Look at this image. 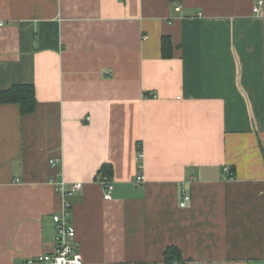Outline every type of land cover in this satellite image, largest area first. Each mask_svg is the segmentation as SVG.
Instances as JSON below:
<instances>
[{
    "label": "crops",
    "instance_id": "0c3cea01",
    "mask_svg": "<svg viewBox=\"0 0 264 264\" xmlns=\"http://www.w3.org/2000/svg\"><path fill=\"white\" fill-rule=\"evenodd\" d=\"M258 1L0 0V86L36 89L0 103V264L55 252L61 181L84 264H264Z\"/></svg>",
    "mask_w": 264,
    "mask_h": 264
},
{
    "label": "built area",
    "instance_id": "2783aa9c",
    "mask_svg": "<svg viewBox=\"0 0 264 264\" xmlns=\"http://www.w3.org/2000/svg\"><path fill=\"white\" fill-rule=\"evenodd\" d=\"M263 9V1H258L253 12L260 13ZM230 167H226L225 171L230 174ZM138 180L144 179L143 175H138ZM83 188L82 182L73 183L70 187L66 186L64 181L59 182V193L64 198V207L61 211L53 215L56 224V250L52 254L40 255L31 259L27 264H84L81 253L77 250L76 229L71 220V198L76 192ZM114 184L109 180L104 182V198L111 199ZM190 195L184 194L181 206H187Z\"/></svg>",
    "mask_w": 264,
    "mask_h": 264
},
{
    "label": "trees",
    "instance_id": "16d2710c",
    "mask_svg": "<svg viewBox=\"0 0 264 264\" xmlns=\"http://www.w3.org/2000/svg\"><path fill=\"white\" fill-rule=\"evenodd\" d=\"M172 54L170 37H162V55L170 57ZM17 102L20 104L22 114L30 113L34 110L36 104V89L33 84L18 83L10 88L0 86V103ZM141 152V148L138 149ZM111 172L110 165L104 167V173ZM182 251L177 246H169L165 252V264H187Z\"/></svg>",
    "mask_w": 264,
    "mask_h": 264
}]
</instances>
